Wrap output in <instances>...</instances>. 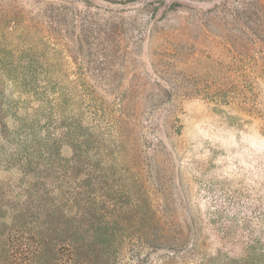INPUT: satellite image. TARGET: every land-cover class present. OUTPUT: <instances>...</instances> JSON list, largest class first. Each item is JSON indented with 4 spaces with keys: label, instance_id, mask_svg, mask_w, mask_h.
Segmentation results:
<instances>
[{
    "label": "rangeland",
    "instance_id": "obj_1",
    "mask_svg": "<svg viewBox=\"0 0 264 264\" xmlns=\"http://www.w3.org/2000/svg\"><path fill=\"white\" fill-rule=\"evenodd\" d=\"M173 1L148 0L157 13L149 22V16H137V23L147 24L143 39L130 46L124 57L96 59L87 68L89 76L105 75L101 81L96 77L91 81L108 94L107 99L119 104L121 120L130 125L125 128L129 137L112 165L100 163L105 161L104 156L110 157L98 152L99 149L90 148L81 153L73 147V141L82 140L84 137L80 135L85 133L84 126L70 118L72 86L65 53L44 44L36 30H32L34 35L26 30L17 31L12 37L1 35L0 105L4 107L12 136L23 147L9 159V154L2 153L5 140L0 137V202L10 205V200L23 187L34 188L38 183V196L55 197L54 207L62 210L60 217L65 216V220L61 218L57 222L68 221L74 226L75 221L81 222L85 236L93 244H99L101 239L95 225L99 221L92 222L87 216L71 218L77 215L73 197L76 192L97 197L109 206L106 211L109 228L121 229L118 223L122 212L127 210L120 208L119 201H123V192L133 194L135 189L130 179L126 184L119 180V171L132 167L129 149L137 140L143 144L139 150H143L146 162L152 150L159 147L161 153L156 164L175 186L171 199L188 197L194 203L212 202L217 197L228 198L234 187L262 182L264 0H191V3L185 0L189 4L186 13L171 10ZM250 7L259 13L260 19L252 30L245 31L237 18ZM129 8L102 3L97 12L102 18L134 17L136 11ZM94 14L92 11L91 15ZM250 76L255 81L256 98L251 97L254 116L240 112L235 106L193 101L179 110L175 108V117L170 119L163 106L152 107L169 83L193 91L204 86V80H214L223 86L233 80L247 83ZM150 125H160L155 136L150 134ZM165 125L171 129L165 130ZM154 137L160 138L154 140ZM46 141L61 144L60 150L55 151V147L54 151H44ZM21 157L35 163L18 164ZM8 161H13L10 169L5 168ZM93 178L100 182L92 181ZM118 247L115 252H121L120 259L117 254L118 261L110 264L156 262L153 257L145 259L134 247Z\"/></svg>",
    "mask_w": 264,
    "mask_h": 264
},
{
    "label": "trees",
    "instance_id": "obj_2",
    "mask_svg": "<svg viewBox=\"0 0 264 264\" xmlns=\"http://www.w3.org/2000/svg\"><path fill=\"white\" fill-rule=\"evenodd\" d=\"M184 1H173L174 8L170 9L185 12L189 4ZM102 3L131 6L128 10L133 9L136 14L102 18L97 12ZM156 10L148 0H0V38L4 34L12 37L20 30L34 35L32 30H36L44 44L65 53L72 86L70 118L83 125L85 133L80 135L85 139L74 140L73 147L81 153L90 148L104 152L110 159L104 156L101 164H113L119 148L129 137L125 128L130 125L121 120L119 104L107 99L108 94L91 81L95 77L101 81L105 75L89 76L87 68L96 59L124 57L147 30V24L137 23V16H149V22L156 17ZM92 11L96 14L91 15ZM249 11L243 10L237 18L245 31L252 30L260 19L258 12L251 7ZM250 77L247 83L233 80L223 86L214 80H204L208 85L195 87L193 91L169 83L152 107L163 106L170 119L175 117V108L179 110L193 101L235 106L240 112L254 116L251 97L256 98L255 81ZM0 113V137L5 140L4 148L8 147L2 153L14 158L23 145L12 136L2 105ZM150 126V134L155 136L160 125ZM164 128L171 129L166 125ZM142 145L138 140L130 144L132 167L119 171V180L126 184L130 179L135 189L133 194L123 192V201H119L120 208L132 212L130 215L122 212L118 223L121 229L109 228L106 203L76 192L72 203L77 215L71 218L87 216L92 222L99 221L95 225L101 240L93 244L82 231L81 222L75 221V226L68 221L57 222L61 218L65 220V216L60 217L62 210L54 207L55 197L38 196V183L34 188L23 187L10 200V205L0 202V264H110L116 263L117 257L120 259L121 252H115L120 245L134 247L145 259L153 257L156 262L151 259L152 264H264V169L260 184L234 187L228 198L195 203L188 197L175 200L171 199L175 191L173 181L156 164L161 153L159 147L152 150L146 162L143 150H139ZM45 146L44 151L48 152L55 147V151L60 150L61 144L46 141ZM24 160L21 157L18 164L35 163ZM10 164L13 166V161L6 162L5 168L10 169ZM91 180L100 182L96 178ZM44 201L47 203L43 205Z\"/></svg>",
    "mask_w": 264,
    "mask_h": 264
}]
</instances>
